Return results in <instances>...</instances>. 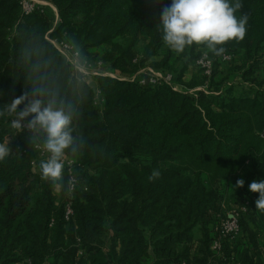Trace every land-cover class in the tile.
I'll return each instance as SVG.
<instances>
[{
    "label": "trees",
    "instance_id": "1",
    "mask_svg": "<svg viewBox=\"0 0 264 264\" xmlns=\"http://www.w3.org/2000/svg\"><path fill=\"white\" fill-rule=\"evenodd\" d=\"M44 1L57 24L46 8L21 17L19 0H0V111L25 92L55 99L72 118L65 155L74 162L62 185L43 180L45 159L28 147L43 146L44 133H11L16 114L0 116V143L11 149L0 161V264H264V211L248 187L264 180V0H240L243 40L221 45V56L186 47L178 73L158 24L172 0ZM47 38L117 76L94 77L100 107ZM205 52L209 78L195 64ZM147 68L186 91L130 79ZM231 205L239 232L217 256L215 228Z\"/></svg>",
    "mask_w": 264,
    "mask_h": 264
},
{
    "label": "clouds",
    "instance_id": "2",
    "mask_svg": "<svg viewBox=\"0 0 264 264\" xmlns=\"http://www.w3.org/2000/svg\"><path fill=\"white\" fill-rule=\"evenodd\" d=\"M241 7L240 0L234 5L229 0H172L170 5L164 6L158 22L162 39L176 53H183L186 47L195 44L206 46L214 55L221 56L226 51L221 45L231 40L241 41L246 35L247 16L238 20L235 15ZM204 55L207 56V52ZM22 104L23 109L18 111ZM5 114H16V119L11 121L14 129L22 130L25 127L22 122L31 117L27 129L44 133L43 149L49 155L40 162L41 178L53 185H62L65 150L73 144L71 115L57 107L55 99L44 101L35 91L13 99L0 111V116ZM10 151L8 144L0 143V161L5 160ZM159 175V170L154 169L148 179L152 181ZM244 183L243 179H238L235 188H242ZM248 187L251 192L259 193L256 209L264 211V180L252 181Z\"/></svg>",
    "mask_w": 264,
    "mask_h": 264
},
{
    "label": "built area",
    "instance_id": "3",
    "mask_svg": "<svg viewBox=\"0 0 264 264\" xmlns=\"http://www.w3.org/2000/svg\"><path fill=\"white\" fill-rule=\"evenodd\" d=\"M46 2L44 0H19L20 4V15L21 17L28 16L32 14L36 8H40L43 6H46ZM52 30L48 31L47 35L51 33ZM48 42L58 51V53L64 58V60L69 64V66L72 68L74 72L79 73L82 77L83 76H105L109 78H116L110 73H92L89 71L90 66L87 65V63H82L80 61V53L79 51L71 44L65 43L64 41H58L54 39H48ZM222 60L227 62L230 60V56L224 55L222 56ZM196 66L202 70V74L206 76L207 78L210 77L212 72V62L207 58V56L203 55L195 62ZM100 67L101 64H98ZM148 70L149 74L147 76L149 77V83L150 84H164L168 87H170L173 91H180L177 89L176 85L173 82L172 76L170 74H163L160 71H152L151 69H145V71ZM87 71V72H86ZM141 73V72H139ZM143 83V82H142ZM11 121L9 120L7 122V127L9 129V132H21L23 130H28L26 125L27 122L23 123L25 127L22 130H17L11 127ZM28 150H35L38 152L37 159H47L48 153L43 149V146H39L36 143L32 144L28 147ZM73 160L68 158L67 155H64L63 163L64 168L70 169ZM74 180L70 179L71 187L74 185ZM241 211H245L244 208H241ZM71 215V210L69 207L66 209L65 218H69ZM239 212L237 210L227 212L225 213V218H221L218 225L215 228V240L212 243L211 250L216 253L217 256H223L221 253V243L225 239H232L236 235H238L239 232ZM225 260V259H224ZM226 262V260H225ZM178 264H185V263H178ZM208 264H215L214 262H209ZM224 264V263H223ZM226 264H238L236 261H232L230 263Z\"/></svg>",
    "mask_w": 264,
    "mask_h": 264
},
{
    "label": "rangeland",
    "instance_id": "4",
    "mask_svg": "<svg viewBox=\"0 0 264 264\" xmlns=\"http://www.w3.org/2000/svg\"><path fill=\"white\" fill-rule=\"evenodd\" d=\"M46 3H48V2H46ZM49 4V3H48ZM42 8H46V9H48V12L51 14V15H53V14H55L54 12H57L56 11V9H55V7L52 5L51 6V4H49V5H46V6H43ZM58 15V14H57ZM54 16V15H53ZM54 21H55V18H54ZM101 51H99V53H100ZM175 52V51H174ZM177 55H178V53H174V56H173V60H176V58H177ZM183 62H184V59H181V60H176L175 61V67H176V70H177V73L179 72V70L182 68V65H183ZM98 64H101V66L99 67L98 66ZM87 65L88 66H90V68H89V71L90 72H92V73H109L108 72V70H107V67L104 65L103 66V64L102 63H100V62H97V61H92L91 63H87ZM148 69V68H147ZM200 70V69H199ZM153 71V70H152ZM87 72V71H86ZM141 73H138L139 75L138 76H136V75H133L132 77H130V79L131 80H136L137 78H139V77H141V76H145V75H147V74H149V72H148V70H146L145 71V69L144 70H142V71H140ZM154 72H156V71H154ZM200 72L202 73V70H200ZM111 74V73H110ZM163 74H165V73H163ZM170 75H171V73H169ZM113 76H115V77H117L116 75H114V74H112ZM83 78L85 79V81L88 83V84H90L91 83V85H92V82H91V79L92 78H94V76H83ZM238 75H233L232 76V80H234V81H236V80H238ZM173 79V78H172ZM141 80V79H140ZM192 80V79H191ZM175 85H176V87H177V89L178 90H181V91H183L184 89H182L178 84H176L175 83ZM247 86V85H246ZM204 89V87H200V88H195V90H193V91H191L190 93H193L194 91H198V90H203ZM184 91H186V90H184ZM101 98L99 97V94H98V92H97V90L95 89V104H96V106L97 107H100V105H101ZM227 184V183H226ZM225 184V185H226ZM226 208H228V207H226ZM238 209V207H236V206H233V205H231L229 208H228V210L229 211H226V213L227 212H231V211H235V210H237ZM199 236V234L196 232V237H198ZM259 243H260V246H261V248H262V250H263V252H264V235L260 238V240H259Z\"/></svg>",
    "mask_w": 264,
    "mask_h": 264
},
{
    "label": "crops",
    "instance_id": "5",
    "mask_svg": "<svg viewBox=\"0 0 264 264\" xmlns=\"http://www.w3.org/2000/svg\"><path fill=\"white\" fill-rule=\"evenodd\" d=\"M46 5H49L48 3H45ZM52 6V5H51ZM55 14H53L54 15V18H55V24H57V22L59 21V19H58V15H57V12H54ZM95 77V76H94ZM91 82H92V85H91V83L89 84L91 87H92V89L94 90V93H95V89L97 90V92H98V94H99V91H98V87H97V85H96V83H95V79L94 78H92L91 79ZM100 97V96H99ZM101 98V97H100Z\"/></svg>",
    "mask_w": 264,
    "mask_h": 264
}]
</instances>
